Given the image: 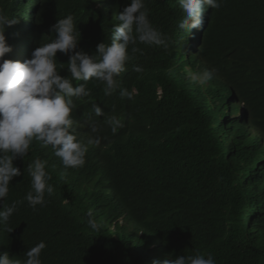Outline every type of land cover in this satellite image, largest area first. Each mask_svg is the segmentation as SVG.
<instances>
[{
  "label": "trees",
  "instance_id": "obj_1",
  "mask_svg": "<svg viewBox=\"0 0 264 264\" xmlns=\"http://www.w3.org/2000/svg\"><path fill=\"white\" fill-rule=\"evenodd\" d=\"M130 2L0 0V11L18 20L6 27L12 51L4 59H31L67 15L80 33L76 51L95 55ZM145 5L167 49L138 45L143 55L135 54L117 77L131 100L119 89L105 96L92 81L91 98H73L74 134L85 144L100 136L99 151L88 146L82 167L67 170L66 178L52 176L54 194L45 206H18L8 225L14 230L0 228V254L23 264L27 250L44 241L42 264H152L196 252L211 254L216 264H264V0H223L190 33L178 28L177 0ZM56 61L59 74L70 77L69 55L57 52ZM212 68L218 71L205 87L186 79L187 71ZM93 102L122 118L116 135L95 116ZM90 121L101 122L98 133L89 132ZM55 157L34 142L28 156L13 162L22 174L10 182L6 202L23 200L31 189L32 160L64 171ZM90 209L97 232L86 223Z\"/></svg>",
  "mask_w": 264,
  "mask_h": 264
},
{
  "label": "clouds",
  "instance_id": "obj_2",
  "mask_svg": "<svg viewBox=\"0 0 264 264\" xmlns=\"http://www.w3.org/2000/svg\"><path fill=\"white\" fill-rule=\"evenodd\" d=\"M177 3L183 13L178 28L190 33L193 29H202L205 12L209 8L219 10L223 0H177ZM115 19L117 23L112 27L110 43H99L95 55L76 51L80 33L74 17L67 15L52 26L54 39L37 47L31 59L19 62L4 59L12 51L6 40V27L18 23V20L0 11V201H4L3 209L0 210V228L9 233L14 230L8 225L19 205L26 201L33 210L37 206H45L46 196L54 194V187L49 183L52 176L66 178L69 175L67 170L82 167L88 146H97L95 150L99 151L100 136H91L85 144L74 134L73 98H91L87 88L89 81L102 85L105 96L115 94L119 89L117 77L126 71L127 62L137 53L143 55L139 44L163 46L165 49L168 47L165 35L149 19L145 0H131L130 6L118 13ZM57 52L69 55L67 69L70 77L65 78L59 74ZM59 66L63 68V65ZM134 70L137 73L143 72L141 67ZM217 71L215 68L187 71L186 79L205 87L214 79ZM73 81L83 83L74 87ZM119 95L129 100L133 98L128 89H119ZM92 107L95 116L104 118L102 123L110 128L113 135L124 126L121 117L106 115L95 102ZM100 124V121H90L89 132L98 133L101 130ZM34 142L40 143L42 148L50 147L64 171L59 164L55 166L39 158L32 160L27 167L31 189L23 200L8 204L6 199L10 182L22 174L13 162L28 156ZM86 223L93 232L101 228L91 209L87 212ZM45 248L46 243L41 241L28 249L23 264H42L41 254ZM0 264H21V261L10 259L5 252L0 254ZM152 264H216V261L211 254L196 252L175 259H154Z\"/></svg>",
  "mask_w": 264,
  "mask_h": 264
},
{
  "label": "bare ground",
  "instance_id": "obj_3",
  "mask_svg": "<svg viewBox=\"0 0 264 264\" xmlns=\"http://www.w3.org/2000/svg\"><path fill=\"white\" fill-rule=\"evenodd\" d=\"M218 88L219 89H221V90H223L224 89V87L223 86H219L218 85ZM234 99H236V100H234ZM232 100H234V102L233 103H236L237 101H239V99L238 98H236V95L233 93V94H231L230 95V101H232ZM214 107V106H213ZM214 108H216V107H214ZM216 109H218V108H216ZM100 171V170H99ZM110 176V175H109ZM107 178V177H106ZM105 178V179H106ZM110 179V178H109ZM112 180V179H111Z\"/></svg>",
  "mask_w": 264,
  "mask_h": 264
}]
</instances>
